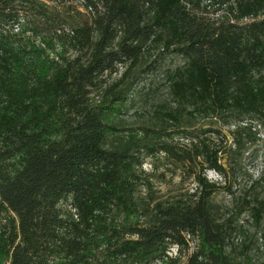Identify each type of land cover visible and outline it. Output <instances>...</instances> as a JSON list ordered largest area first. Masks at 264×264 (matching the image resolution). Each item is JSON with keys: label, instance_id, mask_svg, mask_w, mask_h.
Returning a JSON list of instances; mask_svg holds the SVG:
<instances>
[{"label": "trees", "instance_id": "obj_1", "mask_svg": "<svg viewBox=\"0 0 264 264\" xmlns=\"http://www.w3.org/2000/svg\"><path fill=\"white\" fill-rule=\"evenodd\" d=\"M167 53L169 98L124 126ZM259 124L264 0H0V264H264V157L229 215L207 176ZM170 171L195 189L157 195Z\"/></svg>", "mask_w": 264, "mask_h": 264}, {"label": "rangeland", "instance_id": "obj_2", "mask_svg": "<svg viewBox=\"0 0 264 264\" xmlns=\"http://www.w3.org/2000/svg\"><path fill=\"white\" fill-rule=\"evenodd\" d=\"M158 61V68L155 70V77L152 82H150L151 78L143 76L140 82L136 85L135 92H133V95L130 97V103L124 110V113L119 115L124 126L139 123L140 113L152 109L158 102L166 101L169 98L168 88L164 85V73L168 67L179 65L181 63V58L174 54L167 53L162 55ZM120 71H122V68H120L119 73ZM119 73L114 74L113 77H116ZM228 129L227 126L222 127L223 133L227 136V141L224 143L226 144L224 145L225 150H228L230 146H233L232 138ZM254 130H256L259 137L257 143L248 145L246 151L240 158L231 161L235 168L228 174L227 179L221 177L213 170L207 172L208 178L211 181L219 183L221 187L213 195L212 199L217 207L220 208L222 215H229L237 211V201L248 194V187L261 173L262 160L264 157V124L257 125ZM223 162L228 164L226 158ZM144 168L149 170L151 169V166L147 163ZM161 169L163 170V168ZM154 188L157 195L166 198L168 196H176L179 192H186L188 190L192 192L195 189V182L193 181L191 174H188L187 172L185 174H180L178 171L176 174H171L170 171L164 180H155ZM256 188L257 190L254 194L259 192L263 195V188L261 186H257ZM237 218H239L241 222L244 221L249 225V229H252L251 211L248 208L245 207ZM194 246L195 241H191L190 248L184 249L183 252H181L180 258L182 263L187 260V257L192 252ZM176 250V247L173 246L170 253L175 255Z\"/></svg>", "mask_w": 264, "mask_h": 264}]
</instances>
